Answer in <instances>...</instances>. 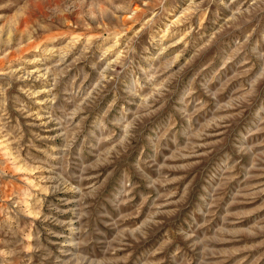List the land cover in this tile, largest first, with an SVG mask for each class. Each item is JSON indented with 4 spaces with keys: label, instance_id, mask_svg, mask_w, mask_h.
Returning a JSON list of instances; mask_svg holds the SVG:
<instances>
[{
    "label": "rangeland",
    "instance_id": "obj_1",
    "mask_svg": "<svg viewBox=\"0 0 264 264\" xmlns=\"http://www.w3.org/2000/svg\"><path fill=\"white\" fill-rule=\"evenodd\" d=\"M0 264H264V0H0Z\"/></svg>",
    "mask_w": 264,
    "mask_h": 264
}]
</instances>
